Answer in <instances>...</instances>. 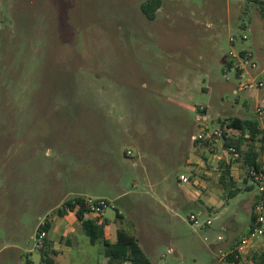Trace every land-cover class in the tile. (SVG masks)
<instances>
[{"label":"rangeland","instance_id":"rangeland-1","mask_svg":"<svg viewBox=\"0 0 264 264\" xmlns=\"http://www.w3.org/2000/svg\"><path fill=\"white\" fill-rule=\"evenodd\" d=\"M143 1L0 0L3 264H48L39 226L76 197L103 200L106 237L124 228L151 264L264 254V235L235 250L256 192L241 158L254 152L264 170V119L255 137L225 128L264 105V0H161L154 20ZM230 51L252 54L260 90L238 91L248 77L238 79ZM219 129L239 140L240 157L211 136ZM228 165L240 193L226 200ZM70 227L54 241L70 256L49 254L52 264H102V246Z\"/></svg>","mask_w":264,"mask_h":264},{"label":"trees","instance_id":"trees-1","mask_svg":"<svg viewBox=\"0 0 264 264\" xmlns=\"http://www.w3.org/2000/svg\"><path fill=\"white\" fill-rule=\"evenodd\" d=\"M161 4V0H144L140 5V10L148 20H154L156 12L161 7ZM261 107L264 108V105ZM258 124L259 122L256 119L242 120L234 118L225 128L239 131L240 133L248 132L251 137H255L260 132ZM224 136L226 137V133H223L221 138H225ZM226 138L227 139H225L223 143L224 147H234L240 157L239 140H234L230 137ZM241 159H243L242 169H247L248 171L251 169L262 170L261 164L258 161V156L254 152L248 151ZM230 168L231 165H228L219 178V183L224 188H227L229 185L232 187V190H229L226 196V200L233 199L240 193V190L234 187L235 181L230 174ZM262 171L264 172V170ZM252 189L253 186H249L246 188V191H251ZM66 212L74 214L85 236L88 238L90 245L99 243L102 246V255L107 259L106 264H151L147 255L139 246L137 237L124 228H119L116 231L115 240L113 242L107 240L104 231L105 224L99 223L100 218L92 219L88 216L89 214L86 210L83 197H76L66 201L62 208L57 211L59 217L64 216ZM117 218L121 219L122 217L117 214ZM254 221L255 215L251 212L247 234L253 230ZM49 228V223H46L42 230H48ZM40 230L41 228L39 231ZM50 244V241L45 239L43 247L40 249L42 262L47 261L48 264H52V260L48 259L49 254H54ZM225 262L228 264H238L239 260L235 259L234 255H228L225 257ZM251 264H264V254L260 256L255 255L252 258Z\"/></svg>","mask_w":264,"mask_h":264},{"label":"built area","instance_id":"built-area-1","mask_svg":"<svg viewBox=\"0 0 264 264\" xmlns=\"http://www.w3.org/2000/svg\"><path fill=\"white\" fill-rule=\"evenodd\" d=\"M242 40H247V37L244 35L242 37ZM229 42L231 45H233V43L235 42V38L231 37ZM228 55L232 61V69L238 76V79L241 80L244 76L248 77L245 82H240L238 84V91L243 92L246 90H260L263 87V84L261 82H257L253 76V73L258 71V66L253 60L252 54L247 51H242L238 54L230 51ZM260 72L264 74V69H262ZM254 115L257 121L264 119V108L257 104L254 109ZM223 133V130L219 129L213 131L211 133V136L221 138ZM226 153L228 155L233 156L234 158L238 157L236 149L232 146L226 148ZM248 179L250 185L254 186L256 189L255 200L252 209V212L255 215L254 228L243 238L240 239L238 245L235 248L237 253H241L243 249L248 246L253 240L264 235V172L262 170L251 169L250 171H248ZM178 180L179 183L183 185H187L190 183L189 177L185 175H180ZM84 204L89 215H94L99 218L100 215H102L104 209L106 208V204L103 200H94L92 198L84 199ZM190 220L192 222L197 221L195 216H191ZM46 223L48 222L44 221L40 224L39 228H41V230L35 236V248L37 249H41L43 247L44 240L48 239L50 228L48 230H42ZM209 224L210 223L208 222L207 225Z\"/></svg>","mask_w":264,"mask_h":264},{"label":"crops","instance_id":"crops-1","mask_svg":"<svg viewBox=\"0 0 264 264\" xmlns=\"http://www.w3.org/2000/svg\"><path fill=\"white\" fill-rule=\"evenodd\" d=\"M3 181H2V179L0 178V184L2 183ZM183 185V184H182ZM252 191V190H251ZM248 192H250V191H248ZM254 196H255V194H254ZM236 197V196H235ZM234 197V198H235ZM252 207H253V203L251 204V203H249V211H248V213H249V218H250V215H251V212H252ZM102 216H104V214H102ZM71 218H72V221H71ZM54 220V219H53ZM60 220V221H59ZM68 221H70V224H68L69 222ZM99 223H104L105 225H104V231H105V238L107 239V240H109V241H114L115 240V235H116V232H115V234L113 235V237H109V238H107L106 237V230L108 229V228H112L111 227V225H109V224H107V222L105 221V220H103V219H100L99 220ZM73 224H77L78 226H79V223H78V221L76 220V218L74 217V214H72V213H66L64 216H62V217H58V221H54V223H53V226L51 225V227H50V229H49V234H48V240L50 241V243H51V249L53 250V252H54V254L53 255H57V256H63L64 254L65 255H68V257L70 256L69 255V253H70V251H69V249H70V247H67V249H66V251H64V252H66V253H64V254H62V253H60V252H58V249H57V246H56V243L54 242L55 241V237H56V234H58L59 232L61 233V235L63 236L64 235V233L66 234H68V233H73V229L70 227V225H73ZM114 226V225H113ZM81 228V227H80ZM59 231V232H58ZM81 232H83V230L81 229ZM247 232H248V230H247ZM84 233V232H83ZM247 234V233H246ZM5 238H6V212H5V210H4V208H3V203L1 204L0 203V256H1V254L6 250V247H7V245H6V240H5ZM220 240H221V238H220ZM13 249L15 248V246L13 245V247H12ZM144 252V251H143ZM41 254V253H40ZM263 253H261L260 255H262ZM256 254H254L253 256H255ZM259 255V256H260ZM104 257V256H103ZM148 257V256H147ZM150 260V259H149ZM42 261V260H41ZM252 261V260H251ZM106 262H107V259L104 257V261L102 262V264H106ZM151 262V261H150ZM4 262H2L1 260H0V264H3ZM226 264H228V263H226ZM249 264H251V262L249 263Z\"/></svg>","mask_w":264,"mask_h":264}]
</instances>
